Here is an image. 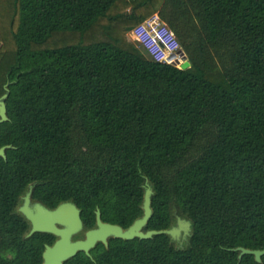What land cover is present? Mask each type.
I'll use <instances>...</instances> for the list:
<instances>
[{"label":"trees","instance_id":"16d2710c","mask_svg":"<svg viewBox=\"0 0 264 264\" xmlns=\"http://www.w3.org/2000/svg\"><path fill=\"white\" fill-rule=\"evenodd\" d=\"M188 63L159 61L129 35L154 15ZM0 195L73 201L129 228L97 264H246L264 249V0H0ZM85 258V259H84ZM82 264H94L84 257Z\"/></svg>","mask_w":264,"mask_h":264},{"label":"flooded vegetation","instance_id":"af4514ba","mask_svg":"<svg viewBox=\"0 0 264 264\" xmlns=\"http://www.w3.org/2000/svg\"><path fill=\"white\" fill-rule=\"evenodd\" d=\"M36 187L37 182H31L22 191L17 190L16 194L0 195V264H47L48 249L53 248L61 241L62 235L47 231L46 228L50 226L59 232L67 229L62 222V217L53 215V213L64 203H71L78 208L73 201L49 200L44 194L36 193ZM96 212L97 210L95 214ZM80 215L83 228L70 236L71 243L84 241L87 232L97 227V214L95 223L91 227H86L82 211ZM176 218L175 225L169 229L177 226L178 218L186 220L178 215ZM146 227L143 229L144 232L154 231L146 230ZM190 233L185 238L181 237L180 240H175L172 237L171 239L179 242V246H183ZM111 239L114 238L108 239V246L98 242L89 254L78 252L75 256L65 260L63 264H82L85 262L84 257L90 258L94 264H97L96 257L105 249L109 250ZM236 249H231V251L236 252L237 259L241 261L246 255L240 259V252ZM254 250L264 251V249ZM249 256L252 258H248L246 264H264V255L261 256L260 262L254 255Z\"/></svg>","mask_w":264,"mask_h":264},{"label":"water","instance_id":"95a60500","mask_svg":"<svg viewBox=\"0 0 264 264\" xmlns=\"http://www.w3.org/2000/svg\"><path fill=\"white\" fill-rule=\"evenodd\" d=\"M179 55H183L178 51ZM184 56V55H183ZM185 59V56L183 57ZM188 63L184 64L186 67ZM10 83L5 85L6 93L0 98V124L9 121L7 114L6 100L9 98ZM12 148V146H4L0 148V157L6 159V151ZM146 191L144 195V202L142 205L144 214L141 218L137 219L129 228L124 229L119 225H114L110 223H105L102 220V214L100 209H97V227L94 230H90L86 234V239L84 241H79L76 243L70 242V236L73 233L80 231L83 228V223L81 220V211L75 205L71 203H64L61 205L53 215L62 217V222L66 225L67 229L64 231H56L53 227H47V231H53L62 235V240L59 241L53 248L47 251V264H63V262L73 256L78 252H86L89 254L90 250L95 247L98 242L104 243L108 246V239H122L127 241H132L136 238L141 240H148L157 235H169L175 240L183 235L186 237L191 231V223L189 221L178 218L177 226L160 231H148L144 232L143 229L147 226L153 215L152 209V196L153 189L149 186L148 181H146ZM236 251L240 252L239 258L241 259L244 255H254L257 261H261V256L264 255V251L260 250H250L239 247Z\"/></svg>","mask_w":264,"mask_h":264},{"label":"rangeland","instance_id":"374dc122","mask_svg":"<svg viewBox=\"0 0 264 264\" xmlns=\"http://www.w3.org/2000/svg\"><path fill=\"white\" fill-rule=\"evenodd\" d=\"M164 26L167 29L162 26L163 28H160L159 31L154 32L153 34H151L146 29L139 27L129 35V38L134 42L139 41L140 43H142L150 51V53L154 55L155 58H163V60H165L164 58H167L169 59L170 63L181 66L183 65V63H186L185 59L183 58L184 56L178 54V43L175 41L174 37L170 36V34L168 33L167 25L164 24ZM158 39H162V42L164 41V48H162L157 42ZM181 237L179 238V240L181 239Z\"/></svg>","mask_w":264,"mask_h":264},{"label":"built area","instance_id":"2783aa9c","mask_svg":"<svg viewBox=\"0 0 264 264\" xmlns=\"http://www.w3.org/2000/svg\"><path fill=\"white\" fill-rule=\"evenodd\" d=\"M162 26L165 28V26H164L163 22L161 21L160 17L156 14L153 18H150L149 20H147L141 27L146 29L147 31H149L151 34H153L154 32L159 31L160 28H163ZM165 29H167V28H165ZM168 33L170 34V36L173 37L172 33L169 32V30H168ZM155 35H156V33H155ZM157 42L160 44V46L162 48H164V41L162 42V39L161 40L158 39ZM156 59L159 60V61H164L163 58L162 59L156 58ZM164 59H165V61L169 62V59H167V58H164Z\"/></svg>","mask_w":264,"mask_h":264}]
</instances>
